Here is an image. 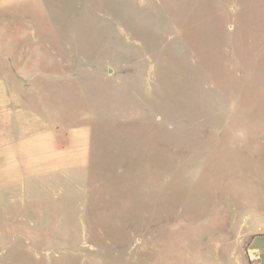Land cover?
Here are the masks:
<instances>
[{
  "label": "rangeland",
  "instance_id": "374dc122",
  "mask_svg": "<svg viewBox=\"0 0 264 264\" xmlns=\"http://www.w3.org/2000/svg\"><path fill=\"white\" fill-rule=\"evenodd\" d=\"M40 1L76 70L46 105L90 129V162L0 200V264H264V55L209 39L244 26L246 0Z\"/></svg>",
  "mask_w": 264,
  "mask_h": 264
},
{
  "label": "crops",
  "instance_id": "0c3cea01",
  "mask_svg": "<svg viewBox=\"0 0 264 264\" xmlns=\"http://www.w3.org/2000/svg\"><path fill=\"white\" fill-rule=\"evenodd\" d=\"M42 2L0 0V200L15 191L35 198L46 188V177L54 179L62 173L87 171L90 162V129L63 128L67 123L46 105V93L57 92L56 84L60 86L63 76L66 82H75L76 70L61 69L62 58L70 57L62 55L60 41L54 42L52 22L38 21V12L51 10ZM38 4L44 7L37 9ZM235 7L238 12L243 8L248 21L244 26H224L220 38L217 33L209 36L214 41V55L222 54L237 63L255 60L264 55V0H246L245 6ZM38 29H47L44 34L49 37ZM240 30L245 31L244 37L238 35ZM200 33L204 38L205 33ZM229 69L231 73V65ZM218 92L219 97L214 94L213 108L215 114L221 109L226 117L223 122L214 117L215 123L230 124L228 115L234 105L227 108L226 102H222L225 97ZM246 136L247 131L242 129L237 139L244 141ZM73 184L76 182L71 183L72 187ZM57 187L60 189L59 183Z\"/></svg>",
  "mask_w": 264,
  "mask_h": 264
},
{
  "label": "built area",
  "instance_id": "2783aa9c",
  "mask_svg": "<svg viewBox=\"0 0 264 264\" xmlns=\"http://www.w3.org/2000/svg\"><path fill=\"white\" fill-rule=\"evenodd\" d=\"M247 255H248L249 261L252 263H255L259 260V255L256 250H249Z\"/></svg>",
  "mask_w": 264,
  "mask_h": 264
}]
</instances>
